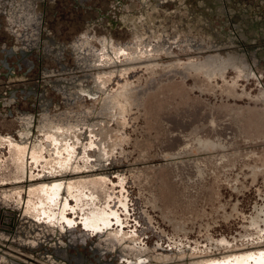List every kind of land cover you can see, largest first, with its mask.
I'll list each match as a JSON object with an SVG mask.
<instances>
[{
    "label": "rangeland",
    "instance_id": "1",
    "mask_svg": "<svg viewBox=\"0 0 264 264\" xmlns=\"http://www.w3.org/2000/svg\"><path fill=\"white\" fill-rule=\"evenodd\" d=\"M18 1L0 0V264L264 252L250 227L264 211V0H34L31 44L13 21ZM100 39L127 49L107 63L76 49ZM98 76L94 94L74 86ZM9 137L28 141L25 155ZM55 184L48 199L42 187ZM61 204L71 224L54 217ZM109 209L120 223L83 226ZM223 238L231 245L217 246Z\"/></svg>",
    "mask_w": 264,
    "mask_h": 264
},
{
    "label": "flooded vegetation",
    "instance_id": "2",
    "mask_svg": "<svg viewBox=\"0 0 264 264\" xmlns=\"http://www.w3.org/2000/svg\"><path fill=\"white\" fill-rule=\"evenodd\" d=\"M34 0H20L16 3L15 7H14V14H16L15 19L13 20L16 23H19L20 25H22L25 30H26V36H25V41H27L28 44L31 43H36L35 41V30H37V23H38V19L39 17L37 15H35L32 4H33ZM28 27L31 28V32H28ZM100 43H101V48H99V50L95 51L93 49H91L90 47H85L82 46L81 44H78V46H76V49L82 50L83 52H85L84 54H87L89 56V60L90 57L93 58V60L98 61L99 63H102L103 60L105 63L108 62V59H110L111 57L123 54L124 49H127L124 46H120V45H112V43L110 41H104V39H100ZM123 47V48H122ZM111 55V56H110ZM114 55V56H113ZM83 54H81L80 59L82 58ZM84 62L88 61V58L83 59ZM101 81H100V79ZM103 79V80H102ZM104 78L103 77H96L93 80V83L95 84V88L93 86L89 87V86H85V84L82 83L81 79H78V81L74 84L75 87H77L79 92L82 93H87V94H94V90L97 89H102L101 88V84L104 83ZM80 84V85H79ZM85 87V88H84ZM103 90V89H102ZM104 102V101H103ZM107 105V101L104 102L101 105V111L105 110V107ZM108 109V108H107ZM109 110V109H108ZM212 122V121H211ZM196 136V135H195ZM43 139L46 140H50L53 142H57V140H55L54 135L52 136L51 134L43 137ZM36 139L34 138L33 141H35ZM26 143L24 145H22V143L12 139L11 137L8 138V143L17 146L20 151H23V155H25L26 150L28 149V141L25 140ZM196 142L200 145V147H206L209 149H215L217 147V144H214V142L208 140V139H202L200 137H196ZM220 146V145H219ZM192 146L189 143H185L184 146L179 149L178 152H176L177 155L180 154H184L187 153L191 150ZM73 149V147H71L70 143H66V148L65 151L66 152H71V150ZM59 153V152H58ZM27 154L29 155V158H31L33 161L37 162L39 161L40 158H43L42 152L41 154H36V152L31 151L28 152ZM56 192V194H59V185L53 190ZM121 206H123L124 210H126V203L121 202ZM264 211L262 209H256V214L253 215L251 217V224H258L259 226H261V222H263V219L261 218V214ZM115 218L117 220L118 223H120V219L118 216V213H116V211H112V210H105L102 212H95V213H90L87 214L85 216V218L83 219V224L85 227L92 229L94 231L105 227L107 225H109L110 219ZM100 220L104 221V224L101 225L100 224ZM264 233V229L261 230V234ZM209 242H211V239L209 238L208 240ZM217 242V246H230L231 243L223 238L221 240L216 241Z\"/></svg>",
    "mask_w": 264,
    "mask_h": 264
},
{
    "label": "bare ground",
    "instance_id": "3",
    "mask_svg": "<svg viewBox=\"0 0 264 264\" xmlns=\"http://www.w3.org/2000/svg\"><path fill=\"white\" fill-rule=\"evenodd\" d=\"M58 185H52L50 188H48L47 186H43L42 187V192L47 196L48 199H53L51 196L56 197L58 194H56L55 191H53ZM50 189V190H49ZM67 205L66 204H61L59 211L54 213V217H56L58 219V221H62L66 224H71L72 221L68 220V218L65 217L64 215V210L65 207ZM115 220V222H117V220L115 218H113ZM118 223V222H117ZM100 224L103 225L104 221L100 220ZM84 226V224H83ZM264 224L262 226H259L258 224H251L250 223V227L254 230H256L258 233H261V230H263ZM85 227V226H84ZM87 228V227H85ZM91 231H94L91 229ZM215 264H264V252L260 253V254H251V255H242V256H237L234 259H230V260H224V261H220L218 263Z\"/></svg>",
    "mask_w": 264,
    "mask_h": 264
}]
</instances>
